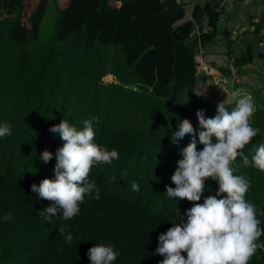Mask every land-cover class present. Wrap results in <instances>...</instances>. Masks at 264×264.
Segmentation results:
<instances>
[{
	"label": "trees",
	"instance_id": "16d2710c",
	"mask_svg": "<svg viewBox=\"0 0 264 264\" xmlns=\"http://www.w3.org/2000/svg\"><path fill=\"white\" fill-rule=\"evenodd\" d=\"M49 1L0 0L11 14L0 19V124L12 128L0 137V264H90L88 250L100 243L119 251L113 264H158L164 259L155 254L158 236L186 221L193 206L165 193L166 186L176 187L171 176L191 140L186 135L173 143L172 133L183 119L198 132L197 112L211 118L217 111L218 103L206 98L196 55L218 35V0L191 11L182 0H54V33L43 39ZM205 22L211 32L203 31ZM196 23L200 35L191 39ZM252 60L248 47L238 63ZM234 87L244 86L235 81ZM247 93L257 106L250 124L259 130L242 149L251 161L264 144V95L248 86ZM225 107L231 111L235 99ZM62 120L78 130L92 121L94 142L116 149L119 158L89 173L99 200L95 192L86 195L78 215L64 220L58 212L48 223L42 211L51 202L38 199L31 185L55 178V157L45 164L40 154L63 147L49 131ZM231 167L250 182L245 199L264 229V171L244 167L240 157ZM217 190L216 181L206 180L199 203ZM62 226L71 243L59 233ZM248 264H264V249Z\"/></svg>",
	"mask_w": 264,
	"mask_h": 264
},
{
	"label": "clouds",
	"instance_id": "9594fccd",
	"mask_svg": "<svg viewBox=\"0 0 264 264\" xmlns=\"http://www.w3.org/2000/svg\"><path fill=\"white\" fill-rule=\"evenodd\" d=\"M231 96L235 107L229 111L225 100L217 105L216 115L205 118L204 110L197 112L199 131L193 128L188 119H183L178 130L172 133L173 143L186 135L190 142L182 149V159L171 176L175 188L166 186L169 198L193 202L186 210V221L179 219L165 233L158 236L155 254L164 257L158 264H248L258 248L264 249V243L257 240L264 229L259 227L257 208L245 199L250 182L243 175H234L236 169L232 163L240 157L244 167L251 163L264 171V144L255 149L251 161L242 149L258 134L250 124L257 111L251 94L246 89H236ZM238 98V99H236ZM95 119V118H93ZM84 127L78 130L66 120L53 125L49 131L58 133L65 143L55 153L44 150L40 154L43 163L55 157L54 179H42L39 185L33 183L31 191L38 199L51 202L42 213L43 218L52 222V217L61 213L64 220H70L80 212V205L86 195L100 199V191L94 182L88 181L94 165L111 164L119 158L116 149L108 150L94 142L95 132L92 121L85 120ZM12 134L11 124H0V137ZM198 141L203 148L197 150ZM211 178L218 183L216 195L204 197L205 182ZM133 191H139V185L131 184ZM220 197V198H218ZM5 221L10 215L3 217ZM59 233L66 243L73 241L66 228L59 227ZM182 253H186V258ZM90 264H113L119 256L111 244H95L88 250Z\"/></svg>",
	"mask_w": 264,
	"mask_h": 264
},
{
	"label": "crops",
	"instance_id": "0c3cea01",
	"mask_svg": "<svg viewBox=\"0 0 264 264\" xmlns=\"http://www.w3.org/2000/svg\"><path fill=\"white\" fill-rule=\"evenodd\" d=\"M182 1L185 3L184 0ZM196 1L191 6V9L195 4L202 5L209 0H203L204 3L201 2L202 0ZM246 1L250 2L245 4ZM190 2V0L186 1L185 5H189ZM254 7L258 11H261L260 13H264V0H240L236 3V7L224 6L222 8L224 15L219 20L218 35L215 37L217 42L209 45L214 39L205 46H198L196 61L200 75H204V80L201 84L206 89L207 99H209V91L214 93L222 90L224 96L231 99V93L235 89V81H240L244 86L243 89L247 90V86L253 87L264 95V78L262 77L264 73V57L258 51L259 31H257V28L259 23L255 24V31L248 30L242 32L236 39L232 36V32L239 29L243 24L242 19L239 18V14L245 13V16H251L249 11ZM226 21L227 25L224 27L223 23ZM198 28L200 30V27ZM211 30L212 28L205 22L203 31L211 32ZM245 35L247 36V40L237 46L236 43ZM226 40L228 42H225ZM248 47L252 48L253 60L240 65L238 60L247 53ZM221 81L225 82V84Z\"/></svg>",
	"mask_w": 264,
	"mask_h": 264
},
{
	"label": "rangeland",
	"instance_id": "374dc122",
	"mask_svg": "<svg viewBox=\"0 0 264 264\" xmlns=\"http://www.w3.org/2000/svg\"><path fill=\"white\" fill-rule=\"evenodd\" d=\"M185 1V4H186V1L188 0H184ZM191 2L189 3V5H187V9L190 10L191 9V6L193 5V3H195L196 0H190ZM200 1V0H198ZM197 2V1H196ZM201 2L204 3V1L202 0ZM247 2H250V1H246L245 4H247ZM220 3L221 5V0H218V4ZM224 7V6H223ZM222 7V8H223ZM222 8L221 11H222ZM247 10H249V8H247ZM261 11H258V9H255L252 8L249 13L250 15L252 16L253 19L255 20H258L257 22H255V24L259 23L258 25H260L262 22V19H263V14L264 13H260ZM11 14L8 12L7 8H6V5H2L0 4V19L2 18H7V17H10ZM190 17V16H188ZM58 18V10L56 8V4H55V1L54 0H50L49 1V4H48V8H47V11H46V14H45V17H44V20L42 22V25H41V35H42V38L43 39H49L53 33H54V29H55V23H56V20ZM224 24V27H226L227 25V21ZM199 25L195 24V27L191 33V39L193 38H197L199 35H200V30H199ZM217 39H215L212 43H210L209 45H212V44H215L217 41ZM228 40V39H227ZM225 41V42H228V41ZM247 40V36H242V38L236 43L237 46H239L240 44L244 43L245 41ZM262 77L264 78V73L262 74ZM200 82H202L204 80V75H200ZM104 80L105 81H108V80H112V77H108V76H105L104 77ZM222 83L225 84V82L221 81ZM218 90V89H217ZM223 91V90H222ZM222 91H216L214 93H212L211 91H209V99L210 102L212 103H220V102H223L225 100L229 101L231 99L229 98H226L224 96V92ZM213 96V98L211 99V97ZM234 99V98H233ZM227 104V103H226Z\"/></svg>",
	"mask_w": 264,
	"mask_h": 264
},
{
	"label": "built area",
	"instance_id": "2783aa9c",
	"mask_svg": "<svg viewBox=\"0 0 264 264\" xmlns=\"http://www.w3.org/2000/svg\"><path fill=\"white\" fill-rule=\"evenodd\" d=\"M240 0H221V5L220 3L218 4V10L220 11V18L223 17L224 12L223 10L221 11L220 8H222L223 6L225 7H236V3H238ZM244 3V2H243ZM249 3V2H247ZM239 18L242 19L243 24L241 25V27L235 31L232 32V36L233 38H237L238 35L242 32H246L248 30L251 31H255L256 30V26H255V22L254 21H258L252 18V16H245V13L243 14H239ZM257 31H259V40H258V51L259 53L264 57V23H261L258 28Z\"/></svg>",
	"mask_w": 264,
	"mask_h": 264
}]
</instances>
